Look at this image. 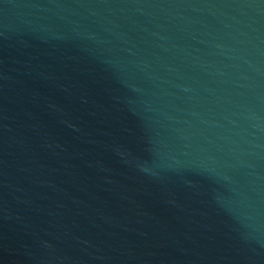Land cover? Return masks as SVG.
Masks as SVG:
<instances>
[{
  "label": "water",
  "instance_id": "95a60500",
  "mask_svg": "<svg viewBox=\"0 0 264 264\" xmlns=\"http://www.w3.org/2000/svg\"><path fill=\"white\" fill-rule=\"evenodd\" d=\"M0 264H264V0H0Z\"/></svg>",
  "mask_w": 264,
  "mask_h": 264
}]
</instances>
